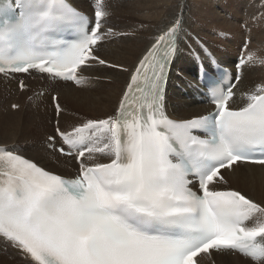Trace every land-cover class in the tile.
I'll return each mask as SVG.
<instances>
[{
	"label": "snow or ice",
	"instance_id": "obj_1",
	"mask_svg": "<svg viewBox=\"0 0 264 264\" xmlns=\"http://www.w3.org/2000/svg\"><path fill=\"white\" fill-rule=\"evenodd\" d=\"M94 8L90 20L71 0H0V74L75 85L94 65L128 74L103 118L62 127L64 109L52 96L49 148L76 161L74 174L0 147V243L23 264H202L214 255L264 264V200L230 182L246 165L264 167V84L234 91L236 83L221 85L201 64L197 78L214 111L173 119L166 96L182 19L130 69L99 55L127 33L105 27L101 0ZM254 56L238 58L237 82ZM18 87L28 86L21 79Z\"/></svg>",
	"mask_w": 264,
	"mask_h": 264
},
{
	"label": "bare ground",
	"instance_id": "obj_2",
	"mask_svg": "<svg viewBox=\"0 0 264 264\" xmlns=\"http://www.w3.org/2000/svg\"><path fill=\"white\" fill-rule=\"evenodd\" d=\"M109 1L110 0H101V3H103L106 8L105 10L110 12L108 24L106 25L112 27L116 33H127L125 36L118 35L109 38V40L100 47L99 55L110 63L122 64L130 69L133 68L156 42V39H158V37L162 35L178 17L182 19L184 33H186L187 28L202 30L203 28L200 27L199 29H195L192 24L193 22H191V20L195 16V18L197 17L201 20V23L203 24L202 26L205 28L204 34H212L211 32H213L217 37H220L219 39L221 40H224L223 37L227 38L228 43H226V41H221L225 46L219 45V50L215 48L213 51L215 55L207 54V51L203 47H199L203 46V43L198 40L196 36L195 39H193L192 33L190 34V32L187 35H184L179 45L180 49L185 48L184 55L181 58L177 55L170 78H174V68L180 63V59L184 65L187 64V60H190L193 65L191 67V65L188 64V69H190L189 74L196 77L199 68V61H202L205 64H210L211 57H214L223 65L236 68V62L240 56H243L246 59L249 54L255 53L253 61L249 62V64L245 65L244 69H242L241 77H243L244 80L249 78L253 83L264 84V64L259 63L260 60L264 59V57H259L264 55V18L261 16L264 0H227L228 3L223 0H212V7H217L218 4L225 5L226 11H229L227 10V7H230L227 18H231L232 21L235 23L237 22V24L239 22L235 21L236 16H231L232 12V14L237 13V16H240L242 13L244 14L243 17L240 16V23L246 21L248 18L253 20L247 23L246 27L245 25H242V28L245 29V31L236 35L233 34L236 26L233 22L227 23L226 26L229 27V30H222L221 28H217L216 26L207 23L208 21L219 27L225 25L220 22V17L216 12L212 10L210 11L203 6V0L201 2L195 0L192 9L189 5V0ZM71 2L77 8L78 6H81V3L77 0H71ZM82 2L84 4L88 3L87 8H83L82 11L93 16L95 12L93 9L94 0H82ZM172 9L173 12H168ZM247 38H249V41L246 44ZM201 40L204 41L202 38ZM245 45H247V47L243 48ZM216 46L218 47V45ZM223 47H226L227 50ZM194 60H196V65ZM182 75L183 73L180 72L179 76ZM22 76L28 75L16 74L15 79ZM85 76L89 79L80 87L81 91L77 90L75 86L61 87V84L73 85V83L53 82L45 76L36 73H33L32 76H28L32 78V80L27 83V86L34 85L36 81H43V83H46V87H44L46 91L43 93L44 96L36 98L34 100L36 106H33L32 108L41 111L40 107H37V103L44 99L50 100L51 98L47 97L46 93L54 89L53 87H57L56 93L59 94L62 99H76L79 107V112H76L72 117L62 118V115L60 116L62 127L77 123L79 118H90L91 115L89 114L94 115V118H103L104 116L111 114L117 106L119 98L126 87L128 74L117 72L103 66L94 65L88 70ZM184 78L185 76L183 79ZM1 80H9V77L6 78L0 75V82L3 83ZM13 82L15 83V81H9V84L3 85H7L8 88L10 87L12 89ZM197 84L198 82L195 80L194 90L196 89ZM97 85H101L103 88H100V86ZM258 85L259 84H250L239 80L234 91L239 89L240 92H247L255 89ZM176 86L178 87V85ZM177 89L179 94L177 95L175 92L172 94V96L177 95L176 97H166V109L171 118L177 120L190 119L195 115H205L212 109V107H207L206 105L197 102L192 97L193 92L186 86V84ZM39 95H41L40 92ZM186 95H188L189 99ZM27 97L28 94L26 90L19 91L18 94L6 101L3 110H0V147L16 149L26 157H31L54 171L74 174L77 167L76 161L71 158L59 157V154H54L49 148L48 137L56 134L55 129H50L45 124L44 115H39L34 120L25 116ZM13 104L20 105L19 109L12 108ZM186 108L188 109L184 110ZM37 123L39 124L36 132L37 136L41 138L45 136V140L42 143L36 144L35 142H23L22 140H19L23 135L24 137H30L32 131L36 129ZM42 124V127H44L43 130L41 129ZM51 126H54V123ZM60 143L59 137H57L56 146L58 147ZM245 167L248 169H245ZM230 182L233 186L250 192V194L257 200H264V167L258 165H246L238 169L234 174H230ZM2 251L6 252L4 253ZM0 254H6V257H8L6 259L14 264H23V261L15 254V252L12 249L7 248L3 243H0ZM0 264L3 263L0 262ZM202 264H249V262L240 256L214 255L211 258L204 257Z\"/></svg>",
	"mask_w": 264,
	"mask_h": 264
},
{
	"label": "rangeland",
	"instance_id": "obj_3",
	"mask_svg": "<svg viewBox=\"0 0 264 264\" xmlns=\"http://www.w3.org/2000/svg\"><path fill=\"white\" fill-rule=\"evenodd\" d=\"M77 1H79L80 3H81V6H78V8H80L81 10H83V8H87V6H88V3H83L82 2V0H77ZM111 1V0H110ZM109 1V2H110ZM144 1V0H143ZM142 1V2H143ZM200 2L202 1V0H199ZM215 1H218V0H215ZM224 2L226 1V3H228V1L227 0H223ZM195 3V0H191V2H190V0H189V5H190V7H191V9H192V5ZM212 0H203V6L206 8V9H208V10H212V11H214V12H216L218 15H219V17H220V22H222V23H224L225 25H223V26H221V27H219L218 25H215V24H213V23H211V22H208L207 21V23L209 24V25H212V26H216L217 28H221L222 30H229V27H227L226 25H227V23H232L233 21H232V19L231 18H227L228 17V14H229V11H230V7H227V10H229V11H226V9H225V5H219L218 4V6L217 7H212ZM93 7H94V5H93ZM107 7V6H106ZM242 7V6H241ZM217 8V9H216ZM94 9V8H93ZM106 9V8H105ZM95 10V9H94ZM130 12H132V11H130ZM168 12H173V9L172 10H170V11H168ZM233 13V12H232ZM231 13V16L232 15H234V16H236V18H235V21H238L239 23L237 24V22L235 23V22H233V24L235 23V28H234V32H233V34L234 35H236V34H238V33H241V32H244L245 31V29H243L242 28V25H245V27H246V24L247 23H249V22H251V21H253L251 18H248L246 21H242V23H240L241 22V18H240V16H244V14L242 13L240 16L238 15L237 16V13H235V14H232ZM134 14V13H133ZM233 16V17H234ZM261 16L264 18V3H263V5H262V12H261ZM239 17V18H238ZM192 19V18H191ZM190 19V20H191ZM191 22H193L192 24L194 25V27H195V29H199V27L200 28H203L202 30H194V28H187L186 29V35L190 32V34L192 33V37H193V39H195V36H196V38L198 39V40H200V41H202V43H203V46H199V47H203L206 51H207V54H214L215 55V53L213 52L214 50H215V48L216 49H218L221 45H223V46H225L224 44H222V42L221 41H226V43H228V39L227 38H224L223 37V39L224 40H221V39H219L220 37H217L216 35H215V33H213V32H211L212 34H204V30H205V28L202 26L203 24L201 23V20L199 19V18H195V16L193 17V19L191 20ZM257 25V24H256ZM105 27H108L107 25H105ZM207 30V29H206ZM209 30H210V28H209ZM218 31V30H217ZM261 31V30H260ZM195 32V33H194ZM201 32V33H200ZM206 32V31H205ZM215 32V31H214ZM199 35H198V34ZM189 34V35H190ZM201 38L202 39H204V41L203 40H201ZM248 41H249V38H247L246 39V44L248 43ZM221 42V43H220ZM209 45H208V44ZM213 43H215V44H213ZM213 45H214V47H213ZM216 45H218V47L216 46ZM220 45V46H219ZM209 46H212V47H209ZM216 46V47H215ZM225 50H227V48L226 47H223ZM243 48H246L245 46H243ZM101 49V48H100ZM219 50V49H218ZM184 51H185V48H181L180 49V51H179V53H178V56H179V58H181L183 55H184ZM198 52V51H197ZM196 52V53H197ZM241 57V56H240ZM259 57H264V55H262V56H259ZM196 58V57H195ZM188 62H187V64L186 65H184V63L181 61V59H180V63L174 68V72H175V76H174V78H170V82H169V84H168V88H167V96L166 97H176L178 94H179V91H178V87L180 88V87H183L185 84H186V86L194 93V85H195V77L193 76V75H190L189 73H190V69H188V64H190L191 65V67H192V63L190 62V60H187ZM195 61V65H196V60H194ZM187 71H188V73H187ZM88 71H86V72H84V76H85V74L87 73ZM180 72H182L183 73V75L182 76H179V73ZM185 76V78L183 79V77ZM21 79H25L24 80V82H25V84L27 85V83L29 82V81H31L32 80V78H30V77H28V76H22V77H19L18 79H12V78H9V80H1V81H3V83L2 82H0V110H3V108H4V105L6 104V101L7 100H9L11 97H13V96H15L16 94H18L19 93V91H21V90H18L19 89V87H18V83H19V80H21ZM9 81H15V83L13 82V86H12V89L9 87L8 88V86L7 85H3V84H9L8 82ZM240 81H245V82H247V83H250V84H259V85H261L262 83H253V82H251L250 81V79L249 78H247V79H243V77H241V79H240ZM44 84V85H43ZM176 85H178V87L176 86ZM66 86H75L76 88H77V90H80L81 91V89H80V87L82 86V85H75V84H73V85H71V84H61V87H66ZM93 86H96V85H93ZM97 86H100V88H103L101 85H97ZM44 87H46V83H43V81H41V82H37L36 81V83L34 84V85H32V86H28L27 87V94H28V97L26 98V104H27V109H26V111H25V116L26 117H29L30 119H32V120H34V119H36V117H38L39 115H44V117H45V124L47 125V127L48 128H50V129H55L54 128V126H51V125H53V123L55 122V119H56V116H55V109H54V106H53V102L51 101L52 99H50V98H52V96H53V94L55 95V96H57L58 97V100H59V102H60V104H61V106H62V108L64 109V111H63V113H61V117L62 118H68V117H72V116H74L75 115V113L76 112H79V107H78V101L76 100V99H74V100H72V99H67V100H65V99H62V97H60L59 96V94H57L56 93V89H57V87H53L54 89H52L50 92H48V93H46V96L47 97H50L49 99L50 100H48V99H44V100H41V101H39L38 103H37V107L39 106L40 107V110L41 111H39L38 109H36V108H32L33 106H36V104H34V100L36 99V98H38L39 96L40 97H42V96H44L43 95V93H45V91H46V89H44ZM173 87V88H172ZM6 88V89H5ZM6 91H4V90ZM9 90V91H8ZM5 92V93H4ZM39 92H40V94L41 95H39ZM176 93L177 95H173L172 96V94L173 93ZM11 94V95H10ZM57 94V95H56ZM4 95V96H3ZM10 95V96H9ZM2 96V97H1ZM188 98V97H187ZM189 99V98H188ZM52 104H51V103ZM51 104V105H50ZM52 107V108H51ZM188 108H186V109H184V110H187ZM66 112H67V114H66ZM89 115H91V117L90 118H94V115H92V114H89ZM99 115V114H98ZM189 119V118H188ZM43 126V124L41 125V129L43 130V128L44 127H42ZM38 127H39V124L37 123V126H36V129L35 130H33L32 131V133H31V136L30 137H24V135L23 136H21V138L19 139V140H22L23 142H35L36 144H40V143H42L44 140H45V136L43 137V138H41V137H39V136H37V134H36V132H37V130H38ZM66 127H68V126H66ZM56 134V133H55ZM245 169H248V168H246L245 167ZM2 252H6V251H2ZM0 262L1 263H3V264H14V263H12V262H10L8 259H6V258H8V257H6L7 255L5 254H0ZM10 260H12L11 258H9ZM4 262H3V261ZM5 262H7V263H5Z\"/></svg>",
	"mask_w": 264,
	"mask_h": 264
}]
</instances>
